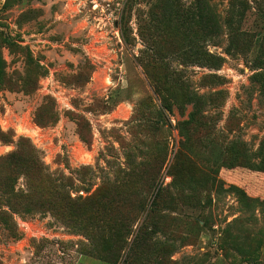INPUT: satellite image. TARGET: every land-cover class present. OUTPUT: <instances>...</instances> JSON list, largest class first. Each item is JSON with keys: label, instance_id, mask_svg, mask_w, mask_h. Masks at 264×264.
<instances>
[{"label": "rangeland", "instance_id": "1", "mask_svg": "<svg viewBox=\"0 0 264 264\" xmlns=\"http://www.w3.org/2000/svg\"><path fill=\"white\" fill-rule=\"evenodd\" d=\"M0 264H264V0H0Z\"/></svg>", "mask_w": 264, "mask_h": 264}, {"label": "trees", "instance_id": "2", "mask_svg": "<svg viewBox=\"0 0 264 264\" xmlns=\"http://www.w3.org/2000/svg\"><path fill=\"white\" fill-rule=\"evenodd\" d=\"M2 136H0V138H1Z\"/></svg>", "mask_w": 264, "mask_h": 264}]
</instances>
